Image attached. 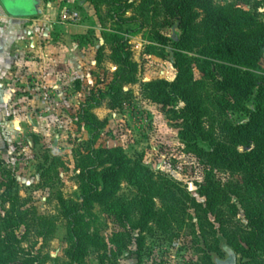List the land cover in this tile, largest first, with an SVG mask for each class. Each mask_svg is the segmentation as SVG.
Returning a JSON list of instances; mask_svg holds the SVG:
<instances>
[{
	"label": "trees",
	"instance_id": "16d2710c",
	"mask_svg": "<svg viewBox=\"0 0 264 264\" xmlns=\"http://www.w3.org/2000/svg\"><path fill=\"white\" fill-rule=\"evenodd\" d=\"M90 1L103 28L97 63L104 62L108 49L116 70L106 90L90 91L79 117L89 137L74 150L81 201L60 197V216L70 239L64 264H87L92 253L98 264H118V257L133 243L141 251L145 234L155 229L169 235L189 229L204 246L199 249L203 264H214L213 253L223 255L222 239L240 255L241 264H264V74L258 72L264 60V0ZM134 22L151 28L155 44L149 53L164 57L165 47L172 49L175 79L145 83L143 97L161 106L184 150L208 168L197 184L202 201L168 177L155 176L124 149L96 146L107 120L94 109L123 108L132 98L126 87L138 81L139 65L124 31ZM168 25H176L179 34L171 37L163 32ZM195 68L219 95L218 115L206 104ZM251 99L254 106L248 110L245 104ZM229 111H248L249 120L235 124L227 118ZM0 169L4 173L0 200L7 207L0 213V264H47L50 255L26 248L19 237L28 212L16 174L1 158ZM216 171L231 178L224 180ZM125 181L136 189L133 197L119 194ZM94 205L118 226L111 247L100 234L83 227L81 212Z\"/></svg>",
	"mask_w": 264,
	"mask_h": 264
},
{
	"label": "rangeland",
	"instance_id": "374dc122",
	"mask_svg": "<svg viewBox=\"0 0 264 264\" xmlns=\"http://www.w3.org/2000/svg\"><path fill=\"white\" fill-rule=\"evenodd\" d=\"M3 1L14 13L34 14L27 19L24 43L0 80V158L16 174L28 212L27 225L19 232L24 246L50 255L52 259L47 264H64L70 239L60 216V197L81 201L74 178V150L89 137L79 125V117L91 97L90 91L106 90L116 66L109 59L108 49L104 62L97 63L98 51L104 44L103 28L90 0ZM240 4L249 8L244 2ZM125 30L133 59L139 65L138 81L126 87L132 98L123 108L111 110L104 105L94 109L101 120H107L96 146L124 149L155 176L168 177L202 201L197 184L203 181L208 168L184 150L177 129L161 106L143 97L145 83L175 79L172 49L165 47L164 57L149 53V46L155 44L150 39L151 28H142L140 22L126 25ZM163 32L171 37L179 34L176 25L166 26ZM258 72L264 74V60ZM194 73L206 104L218 115L220 98L212 82L197 68ZM245 106L251 110L254 99ZM227 118L235 124L245 123L249 112L229 111ZM215 173L224 180L231 178L224 171ZM3 178L0 169V180ZM119 194L133 197L136 189L125 181ZM5 208L0 200V213ZM81 213L84 229L100 234L111 247V237L118 230L114 219L97 205ZM243 217L241 214L242 221ZM220 245L223 255L213 253L214 264H241L240 255L224 239ZM202 247L189 229L171 235L155 229L145 234L141 251L133 243L118 257V264H203L199 252ZM87 264H98L97 254L92 253Z\"/></svg>",
	"mask_w": 264,
	"mask_h": 264
},
{
	"label": "crops",
	"instance_id": "0c3cea01",
	"mask_svg": "<svg viewBox=\"0 0 264 264\" xmlns=\"http://www.w3.org/2000/svg\"><path fill=\"white\" fill-rule=\"evenodd\" d=\"M33 14L34 11L14 13L8 9L3 0H0V80L3 79V74L14 60L20 45L24 43L22 35L28 22L27 19Z\"/></svg>",
	"mask_w": 264,
	"mask_h": 264
},
{
	"label": "built area",
	"instance_id": "2783aa9c",
	"mask_svg": "<svg viewBox=\"0 0 264 264\" xmlns=\"http://www.w3.org/2000/svg\"><path fill=\"white\" fill-rule=\"evenodd\" d=\"M78 15L77 14H74V17H77ZM0 18H1V16H0Z\"/></svg>",
	"mask_w": 264,
	"mask_h": 264
}]
</instances>
